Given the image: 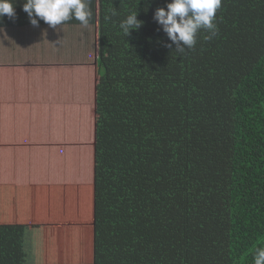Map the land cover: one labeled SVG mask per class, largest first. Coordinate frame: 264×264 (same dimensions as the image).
<instances>
[{"label": "trees", "instance_id": "obj_1", "mask_svg": "<svg viewBox=\"0 0 264 264\" xmlns=\"http://www.w3.org/2000/svg\"><path fill=\"white\" fill-rule=\"evenodd\" d=\"M168 2L98 0L94 198L77 210L93 259L76 264H253L264 247V0H222L184 54L153 18Z\"/></svg>", "mask_w": 264, "mask_h": 264}, {"label": "crops", "instance_id": "obj_2", "mask_svg": "<svg viewBox=\"0 0 264 264\" xmlns=\"http://www.w3.org/2000/svg\"><path fill=\"white\" fill-rule=\"evenodd\" d=\"M13 2L0 18V264L89 263L93 224L76 207L94 198L99 3L87 27L53 29Z\"/></svg>", "mask_w": 264, "mask_h": 264}, {"label": "clouds", "instance_id": "obj_3", "mask_svg": "<svg viewBox=\"0 0 264 264\" xmlns=\"http://www.w3.org/2000/svg\"><path fill=\"white\" fill-rule=\"evenodd\" d=\"M221 3L222 0H169L166 8H156L153 18L170 41L165 47L173 49L174 45L177 53L184 54L186 50L194 48L197 34L202 29L208 32L204 39H212L217 33L214 21ZM23 10L34 27H38L40 20H43L53 29L72 19L87 27L92 17L88 0H25ZM4 15L15 18L13 0H0V18ZM142 23L137 19V12H133L120 22V29L126 37L131 30H138ZM253 264H264V247H257Z\"/></svg>", "mask_w": 264, "mask_h": 264}, {"label": "rangeland", "instance_id": "obj_4", "mask_svg": "<svg viewBox=\"0 0 264 264\" xmlns=\"http://www.w3.org/2000/svg\"><path fill=\"white\" fill-rule=\"evenodd\" d=\"M88 194L89 193H87V197H89L88 196ZM87 200V199H86ZM76 208H82V205H81V203H79V206L78 207H76ZM88 209H90V208H88ZM86 217V216H85ZM86 221H89V219L88 218H86ZM3 246H1L0 245V254H2L3 253V250H4V248H2ZM89 252H90V256L88 257V261L90 260V261H92V259H93V257H91V254H92V246H91V250H89ZM91 257V258H90Z\"/></svg>", "mask_w": 264, "mask_h": 264}]
</instances>
